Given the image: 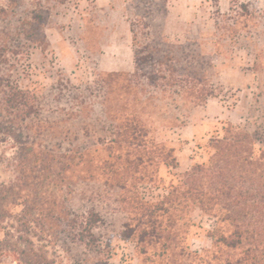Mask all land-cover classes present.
I'll return each mask as SVG.
<instances>
[{"label": "rangeland", "instance_id": "obj_1", "mask_svg": "<svg viewBox=\"0 0 264 264\" xmlns=\"http://www.w3.org/2000/svg\"><path fill=\"white\" fill-rule=\"evenodd\" d=\"M106 2L0 0V86L35 98L20 121L0 91L10 130L0 134V264H200L188 252L212 261L216 212L182 196L172 214L157 212L154 230L174 238L165 252L164 239L140 240L141 207L183 187L195 166L209 168L226 128L263 146L264 0H205L188 41L162 32L172 0ZM133 25L136 48L162 50L144 72L166 80L149 85L121 49L103 48L124 44ZM134 115L147 137L110 143ZM89 212L101 222L85 245L71 218Z\"/></svg>", "mask_w": 264, "mask_h": 264}, {"label": "trees", "instance_id": "obj_2", "mask_svg": "<svg viewBox=\"0 0 264 264\" xmlns=\"http://www.w3.org/2000/svg\"><path fill=\"white\" fill-rule=\"evenodd\" d=\"M144 27L149 28L145 23ZM136 28L137 26L134 25L131 28L134 47H138ZM160 49L158 46L148 45L134 49L136 64L134 76L139 77L140 80L146 79L149 85L156 84L160 79H167L164 75L144 72L148 68L155 70V55L162 51ZM169 77L171 79H168L166 86H175L181 79L176 80L172 73ZM180 82L183 83L181 80ZM184 82L190 84L192 80ZM0 91L3 95L1 99L3 111L10 115L14 113L20 121L33 115L35 98L13 86L11 82H8L7 86H0ZM203 95L204 100L216 97L214 93ZM129 122L130 124L124 129L120 128L121 132L115 134V138H112L110 143L115 144L120 138L137 141L139 135L147 137L145 125L137 116L134 115ZM5 126H7L6 122H0V134L10 135L8 134L10 130ZM259 135L263 146L257 149V140L252 134L234 127L226 128L223 137L212 141L215 154L209 168L195 166L183 174L186 179L183 187L170 192L161 202L141 207L139 222L145 228L140 232V240L143 242L147 237H151V240L164 239L165 252L172 250L174 238L171 237V233L166 232L165 229L157 234L153 219L157 212L172 214L176 210L175 204L179 196H182L185 201L193 200L195 205L206 214L210 215L213 212L218 214V216L214 215L218 220L216 228L210 235L214 250L212 261H208L198 253L188 252L189 255L198 258L200 264H214L217 261L222 264H264V130ZM72 217L71 233L75 241L87 245L89 241L87 239L94 238V230L101 222L100 216L89 212L83 215L74 214ZM143 219L146 221L143 222ZM134 232L135 230L130 228L127 235H132Z\"/></svg>", "mask_w": 264, "mask_h": 264}, {"label": "crops", "instance_id": "obj_3", "mask_svg": "<svg viewBox=\"0 0 264 264\" xmlns=\"http://www.w3.org/2000/svg\"><path fill=\"white\" fill-rule=\"evenodd\" d=\"M98 1V0H97ZM107 1L106 7L110 6L111 3L115 5V0H105ZM205 0H172L171 5L168 7L167 15L165 17L164 25H163V34L166 37H183L185 41L196 32H200L201 30V19H203V4ZM129 34L127 38H125L124 44L116 42H112L110 44H106L103 48L106 49H121L125 55L127 56L129 71L132 69L136 70L135 64V54H134V42H133V34L131 29L128 31ZM202 44L198 43V46ZM122 52V53H123ZM121 53V51H120ZM103 57H106L103 55ZM103 59V58H102ZM112 60L116 63H120V58L113 56ZM104 63V61H101ZM208 101V100H207ZM179 167H184L182 163L179 164Z\"/></svg>", "mask_w": 264, "mask_h": 264}]
</instances>
